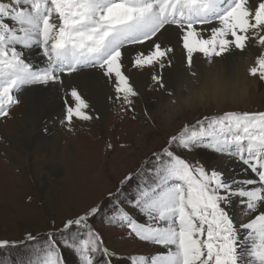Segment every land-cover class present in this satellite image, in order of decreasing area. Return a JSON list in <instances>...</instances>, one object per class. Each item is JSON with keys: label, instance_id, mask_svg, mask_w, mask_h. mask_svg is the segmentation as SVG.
<instances>
[{"label": "snow or ice", "instance_id": "6c2138e0", "mask_svg": "<svg viewBox=\"0 0 264 264\" xmlns=\"http://www.w3.org/2000/svg\"><path fill=\"white\" fill-rule=\"evenodd\" d=\"M173 30L188 68L197 54L211 63L234 51L246 52L250 43L264 49V0L0 2V118L10 116L20 93L35 86L51 87L61 97L60 122L72 131L74 121L94 119L89 96L102 85L92 70L101 73L103 87L110 89L108 101L121 111H132L140 93L129 70H151L152 83L166 91L164 72L172 67L175 48L164 39ZM33 48L39 50L42 63L24 58ZM126 51L133 52L128 64ZM248 75L264 82V50L249 66ZM167 144L154 154L151 169L126 174L116 193H109L115 209L123 189L134 187L132 207L145 221L138 222L120 208L109 223L119 222L133 237L163 249L131 256L129 264H264V111L205 117L196 126H185ZM200 146L237 160L254 178H228L223 171L190 163L172 150ZM234 202L247 222L234 220ZM100 212L99 205L90 206L57 230L79 264H113L121 259L89 224ZM36 239L31 233L25 236L28 242ZM17 246L16 241L0 239V250ZM0 264H64L56 232H48L44 246L34 248L26 262L8 259Z\"/></svg>", "mask_w": 264, "mask_h": 264}, {"label": "rangeland", "instance_id": "374dc122", "mask_svg": "<svg viewBox=\"0 0 264 264\" xmlns=\"http://www.w3.org/2000/svg\"><path fill=\"white\" fill-rule=\"evenodd\" d=\"M0 2L7 3L8 0ZM34 50L35 58H39L38 49L27 51ZM196 79L195 75L193 84L198 88ZM250 79L254 80L251 88L255 91L250 89L241 108L227 103L218 107L209 100L206 106L194 110L171 109L169 105L175 106L177 99L175 90L160 91L154 84L142 99L135 98L132 111H121L108 101L103 119L82 124L74 122L72 131L60 121L50 125L41 107L37 106L29 120V124L33 123L31 133L26 131L32 139L31 152L27 156L20 148L23 141L18 130L28 117V108L26 101L19 97L20 103L12 107L10 116L0 118V239L18 242L15 248L0 250V261L26 262L34 248L44 246L48 232L55 231L64 264H79L78 256L64 246V237L57 230L62 228L66 219L83 214L94 205H99L101 212L90 218L89 224L100 234L104 246L121 258L114 259L113 264H129L131 256H148L161 251L157 246L133 237L129 229L119 226V222L109 223L120 208L138 222L145 221L140 211L132 207L136 197L134 187L123 189L124 195L115 209L109 203V193H116L126 174H134L141 168L151 169L154 154L168 147L167 141L185 126L193 127L205 117H219L227 112L264 111V82L255 77ZM183 89L181 91L186 96L187 91ZM50 97L49 101L54 103L56 97ZM59 99L62 103L61 97ZM61 103L59 113H63ZM166 109L171 111L169 121L162 118ZM54 119L55 116L53 122ZM165 122L169 123L164 125ZM172 150L186 161L198 163L206 169H220L224 162L222 154L202 146L191 151ZM28 233L36 237V241H26ZM77 236L78 243L81 234L77 233Z\"/></svg>", "mask_w": 264, "mask_h": 264}, {"label": "bare ground", "instance_id": "6f19581e", "mask_svg": "<svg viewBox=\"0 0 264 264\" xmlns=\"http://www.w3.org/2000/svg\"><path fill=\"white\" fill-rule=\"evenodd\" d=\"M204 35L210 37L211 33L206 32ZM164 43L171 44V46L175 48L172 67L166 69L164 72L166 90L174 89L175 96L177 97L175 106L169 105L171 109L177 110L178 108H188L194 110L198 107L206 106L209 100H212L216 105H218V107L227 103V105L232 107L241 108L242 105L245 104L247 97H249L250 89H252L253 92L255 91V88H251L254 80L250 79L251 77L248 75V68L254 62L255 57L260 55L261 51L264 49L253 47L250 43L246 52L240 53L238 51H234L229 55L213 58L211 63L197 54L194 57L193 66L188 68L184 66L185 56L181 47V41L179 40V36L175 30L172 31L169 38L164 39ZM132 54V51L125 52L126 64L130 63V57ZM35 57V50L25 51L24 58L26 61L34 64L42 63L41 56L39 58ZM92 72L97 81L102 85L97 94L89 96L92 102V115L94 116L92 121L97 122L98 120L103 119L107 111V96L111 94V92L107 87H103L104 78L101 73L98 70H92ZM129 75L132 77V81L140 93L139 98L142 99V95L147 92V90H150L154 85L150 79L151 70L145 69L139 72L129 70ZM195 75L197 76L196 82L199 84L198 88H196L193 84V77ZM246 86L249 87L247 94H245ZM183 88L187 91L186 96L181 91ZM158 90L163 91L161 89ZM85 95H89V93L86 92ZM50 96L56 97L54 99V103L49 101ZM19 97L26 101V107L28 108V117H26L24 124H21L22 122L20 123L21 125L19 124L21 128L18 130L20 131V139L23 141L20 148L22 149V153L27 156L31 152L32 146L31 134L29 135V133H31L33 123L31 122L29 124V120H31V116L33 117V114H35V111L33 110H35L37 106L41 107L43 114H45L50 121V125H56L55 123L57 121H61L63 113H59L61 111V102L59 99L60 94L54 88L35 86L20 93ZM47 100L49 103L46 105L45 102H47ZM170 112L171 111L168 109L164 111V114L162 115L164 121H169V117L171 116ZM54 116L55 119L53 122ZM74 122H79L78 124L83 123L81 121ZM168 123L169 122H165L164 125H167ZM27 130L29 133L26 132ZM221 159L224 160V162L222 167L218 170L223 171L228 178L236 177L238 180L254 178L253 174L250 171H246L244 166L237 160L224 154H222ZM240 207L241 206L235 202L231 207L232 215L237 224L247 222L248 219L247 217L241 216L239 211ZM241 235L243 236V233ZM161 251H163V249Z\"/></svg>", "mask_w": 264, "mask_h": 264}, {"label": "clouds", "instance_id": "9594fccd", "mask_svg": "<svg viewBox=\"0 0 264 264\" xmlns=\"http://www.w3.org/2000/svg\"><path fill=\"white\" fill-rule=\"evenodd\" d=\"M248 90H249V87H245V94H247V92H248Z\"/></svg>", "mask_w": 264, "mask_h": 264}]
</instances>
